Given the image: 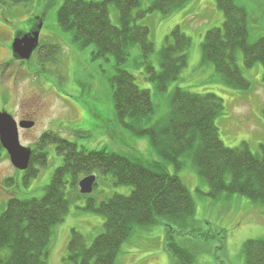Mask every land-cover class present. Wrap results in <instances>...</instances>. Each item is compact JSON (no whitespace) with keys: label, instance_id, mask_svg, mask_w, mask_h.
I'll use <instances>...</instances> for the list:
<instances>
[{"label":"trees","instance_id":"trees-1","mask_svg":"<svg viewBox=\"0 0 264 264\" xmlns=\"http://www.w3.org/2000/svg\"><path fill=\"white\" fill-rule=\"evenodd\" d=\"M31 0H0L1 4L19 5ZM190 0H154L141 9V0H64L57 21L61 33L77 48L93 46L94 60H115V73L110 88L117 121L125 128L143 136L162 157L161 161L130 158L106 149L80 148L76 143L45 132L33 148L24 180L38 176L39 166L47 163L46 153L38 147L54 143L64 155L44 195L37 198L12 197L0 213V264H47L54 227L69 213L72 199L86 198L84 209L104 217V230L91 243L84 234L72 229L64 261L68 264H115L125 242L137 227L165 222L168 226L165 249L175 264H195L196 255L180 244L177 236L189 235L210 239L202 232L195 218L196 204L191 191L177 175L167 168L169 163L179 170L182 158L192 159L200 175L209 184V195L217 200L237 195L264 206V147L254 153L244 142L230 148L221 140L217 118L223 114L224 102L214 93L198 94L176 88L171 95L168 114L155 120V105L150 89L140 88L135 76L122 67L138 46L146 65V78L159 92L166 91L178 80L188 63L192 40L180 26L166 37L160 51L161 69L149 61L154 52L150 28L139 25L138 19L159 11L162 15L184 7ZM225 20L221 27L206 32L203 61L211 63L222 80L231 88L248 90L250 81L238 64L242 54L247 67L257 62L264 66V36L252 40L249 16L244 5L236 0H216ZM117 8L119 25L110 18V6ZM63 40L62 36H59ZM64 41V40H63ZM56 49L57 46H54ZM43 55L36 53L45 71V62L53 61L58 50ZM8 155L0 142V159ZM99 172L111 174L114 184L133 188L129 195L114 194L98 203L90 195L80 193L82 177ZM69 187L70 194L66 191ZM97 186V180L95 187ZM95 190V188H94ZM247 264H264V237L244 243Z\"/></svg>","mask_w":264,"mask_h":264},{"label":"rangeland","instance_id":"rangeland-1","mask_svg":"<svg viewBox=\"0 0 264 264\" xmlns=\"http://www.w3.org/2000/svg\"><path fill=\"white\" fill-rule=\"evenodd\" d=\"M154 0H141V9L149 7ZM244 5L249 16L252 40L264 36V0H236ZM64 0H31L24 4L0 3V111L6 110L17 120L22 114L36 112V126L32 130H20V142L34 148L47 131L76 143L80 148L106 149L144 161H161L162 157L151 145L148 135H139L117 121L109 78L115 73L113 57L94 60V47L77 48L69 41L68 33H61L57 21L58 11ZM41 17V48L46 53L58 50L51 62H45V71L36 55L28 62L14 59L10 47L12 33L26 31L29 20ZM110 18L119 25V13L110 6ZM225 20L216 0H190L170 15L159 11L148 13L138 19L139 25L150 28V38L155 50L149 61L157 71L161 69L160 51L166 37L180 26L192 44L188 63L178 80L171 82L166 91L159 92L146 76L144 58L134 46L128 61L122 65L135 76L140 88L150 89L155 105V120L164 118L169 110L171 95L176 88L193 93H214L224 102V111L216 124L223 143L236 148L246 142L254 153L264 147V66L257 62L247 67L242 54L238 64L251 86L237 90L228 86L211 63L203 61L202 44L206 32L221 27ZM59 36L63 37V40ZM40 109V111H39ZM46 153L47 163L39 166L37 177L27 182L24 172L11 163L9 155L0 159V213L12 197L39 198L44 195L54 172L63 164L64 155L54 143L38 147ZM179 170L169 163L171 174H177L187 185L196 204L195 218L202 232L210 239L177 236L180 244L196 255L195 264H247L244 243L249 239L264 237V206L237 195L213 199L210 187L192 159L183 157ZM97 186L92 194L98 203L114 194L129 195L133 188L114 184L111 174L95 172ZM85 177V176H84ZM83 178V177H82ZM81 178V179H82ZM66 191L70 196L67 186ZM76 194H72L73 198ZM86 198L72 199L65 220L57 224L51 235L50 256L47 264H68L64 261L72 229L85 235L87 242L104 230V217L84 209ZM168 226L165 222L148 227H137L125 242L115 264H175L176 259L166 251Z\"/></svg>","mask_w":264,"mask_h":264},{"label":"water","instance_id":"water-1","mask_svg":"<svg viewBox=\"0 0 264 264\" xmlns=\"http://www.w3.org/2000/svg\"><path fill=\"white\" fill-rule=\"evenodd\" d=\"M41 17L29 20V31H21L15 34L11 49L15 59L29 61L40 45V34L43 26ZM32 24V25H31ZM33 124L21 121L6 110L0 111V142L8 152L11 163L20 171L29 168L33 150L20 142V128H30ZM97 176L90 174L79 182L82 194H91L94 190Z\"/></svg>","mask_w":264,"mask_h":264},{"label":"flooded vegetation","instance_id":"flooded-vegetation-1","mask_svg":"<svg viewBox=\"0 0 264 264\" xmlns=\"http://www.w3.org/2000/svg\"><path fill=\"white\" fill-rule=\"evenodd\" d=\"M32 25V24H31ZM26 31H29V26H26ZM25 31V32H26ZM5 32L4 31H2V30H0V37H4L5 36V34H4ZM14 38H15V34H13L12 33V36H11V39H12V41L11 42H13V40H14ZM40 39H41V37H40ZM41 41V40H40ZM40 46H42L41 45V42H40ZM41 48V47H40ZM10 50H11V47H10ZM40 50V49H39ZM11 53H12V51H11ZM19 61V60H18ZM21 62H28V61H22V60H20ZM39 111H40V109H39ZM36 112L38 113V110H32L31 111V113H24V114H22L18 119H17V121H18V123L19 122H21V121H26V122H29V123H32L33 124V126L32 127H30V128H24L23 130H32L35 126H36V119H35V116H36ZM22 130V129H21Z\"/></svg>","mask_w":264,"mask_h":264},{"label":"bare ground","instance_id":"bare-ground-1","mask_svg":"<svg viewBox=\"0 0 264 264\" xmlns=\"http://www.w3.org/2000/svg\"><path fill=\"white\" fill-rule=\"evenodd\" d=\"M94 188H95V185H94ZM80 193H81V192H80ZM92 193H93V192H92ZM92 193H91V194H92ZM85 195H86V194H85Z\"/></svg>","mask_w":264,"mask_h":264}]
</instances>
